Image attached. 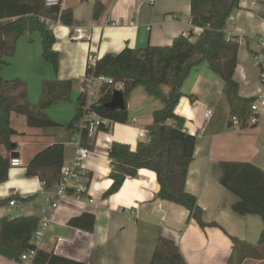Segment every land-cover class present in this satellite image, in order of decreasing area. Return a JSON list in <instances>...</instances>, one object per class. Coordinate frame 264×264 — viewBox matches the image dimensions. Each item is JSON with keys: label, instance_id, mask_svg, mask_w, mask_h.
<instances>
[{"label": "crops", "instance_id": "1", "mask_svg": "<svg viewBox=\"0 0 264 264\" xmlns=\"http://www.w3.org/2000/svg\"><path fill=\"white\" fill-rule=\"evenodd\" d=\"M98 1L103 11L96 18ZM62 7L72 8L74 26L52 24L56 37L53 48L60 54L59 72L43 59L41 35L29 31L18 40L16 54L1 72L5 80L19 79L26 84L27 97L35 107L42 99L45 81H72V89L68 101L55 102L43 111L59 126L29 128L25 116L11 115V126L19 134L12 139L17 148L10 156L14 159L12 154L18 153L16 158L22 164L12 168L0 185V200H25L21 207L1 206L0 217L50 218L38 247L79 263L151 264L158 241L167 238L178 246L187 264H258L259 260L249 257L240 263L232 238L258 245L263 221L257 215L240 216L232 209L239 198L221 185L220 165L251 162L264 170V115L255 126H229L223 81L207 64L194 67L182 88L184 95H195V102L185 96L175 110L184 118L185 130L197 135L186 191L204 210L205 228L194 219L188 220L190 212L184 206L159 198L158 179L149 169L139 170L136 177L126 178L118 191L105 196L114 183L110 178L111 145L120 142L135 151L138 142L148 139L146 126L153 122V111L161 107L160 101L143 88L129 94V122L112 123L109 131H100L94 139V149H90L86 162L90 178L83 196H59V181L46 188L38 176L27 175V164L49 145L65 147V164L74 159L75 132L69 124L76 116L79 95L86 89L83 80L90 55L101 58L119 54L127 47L169 46L184 33L194 34L193 40L203 32V28L192 25L191 0H155L153 4L148 0H63ZM231 16L235 20L227 22L228 36L238 38L241 44L234 77L242 97L257 98L264 93V78L256 59L264 54V0H241ZM222 106L227 114L216 119ZM206 110L213 111L210 119L205 118ZM0 154L7 155L1 145ZM85 213L95 217L93 232L70 225L72 219ZM214 223L216 226H209ZM0 264L12 261L0 255Z\"/></svg>", "mask_w": 264, "mask_h": 264}, {"label": "trees", "instance_id": "2", "mask_svg": "<svg viewBox=\"0 0 264 264\" xmlns=\"http://www.w3.org/2000/svg\"><path fill=\"white\" fill-rule=\"evenodd\" d=\"M85 1V0H84ZM241 0H191L192 25L203 28L199 37L193 39L180 35L169 46H148L144 49L127 47L119 54H106L97 58L93 64L88 62L85 81L98 77L112 79L115 85L122 86L126 103L129 94L136 88H143L148 95L161 103L153 112V122L146 126L149 137L137 144L134 151L131 146L113 142L109 157L112 163L110 178L113 185L106 192L110 196L118 191L126 178L136 177L139 170L149 169L156 174L160 191L159 198L184 206L190 212L188 220H196L201 227L208 224L202 221L204 210L198 199L186 191L188 169L193 162L197 135L189 134L184 128V118L175 110L185 96L194 103L195 95H184L182 88L194 67L207 64L223 81L222 94L229 104L228 125L233 126V119L239 120L242 129L249 127V121L256 115L251 110L253 97H242L239 82L234 77L238 65L240 43L238 38L227 33V22ZM103 11L101 2L95 4L94 14L99 18ZM74 26L72 8L48 7L46 0H0V145L7 149V155L0 154V185L8 177L11 165V153L17 148L12 139L18 135L11 126L12 114L26 117L28 127L46 129L59 126L43 113L53 103L69 100L72 81H45L42 99L37 107L27 97V86L19 79L8 81L1 72L17 52L18 40L29 32H37L42 37L43 59L59 72L60 54L53 46L56 43L53 23ZM115 85L103 84L97 90L95 101H89L88 91L79 95L76 116L69 124L76 130L84 113H94L110 121V126L100 125L99 130L109 131L112 123L127 124L128 109L109 110L106 105L112 101ZM88 105V109L86 107ZM82 145L94 149V139L88 130L82 129ZM65 147L52 144L37 153L27 164V175L38 176L46 188L58 182L64 163ZM221 185L234 193L239 201L232 209L240 215H257L264 224V170L251 162H222ZM68 194L83 196L69 189ZM15 198L0 200V207L9 204ZM30 199V198H28ZM42 217L38 215L0 217V255L12 262H17L25 252L37 249L33 264H87L47 252L36 246L34 235ZM70 225L76 229L94 231L95 217L85 213L74 218ZM209 226H216L210 224ZM238 250L239 262L246 258L259 260L264 264V230L258 245H250L232 238ZM151 264H187L178 246L167 238H161L154 252Z\"/></svg>", "mask_w": 264, "mask_h": 264}, {"label": "built area", "instance_id": "3", "mask_svg": "<svg viewBox=\"0 0 264 264\" xmlns=\"http://www.w3.org/2000/svg\"><path fill=\"white\" fill-rule=\"evenodd\" d=\"M149 3H154L155 0H148ZM63 3V0H46V5L48 7H58ZM235 20L234 17H229L228 21L233 22ZM185 37H189V33L183 34ZM96 56L90 55L88 57V62L93 64L96 60ZM258 60L257 66L261 68V76L264 78V54H259L258 57H256ZM84 81L85 87L88 91V97H90V102L93 98H95L96 90H99V88L103 84H109V85H115L113 80L108 79L106 77H98L90 81ZM116 90L122 89L121 85H115ZM88 109V105L86 107V110ZM251 110L256 115H259L260 118L264 114V93H260V95L257 97V100H255L251 105ZM85 115L81 118L78 124H76V130H73L75 132V147L76 148V154L74 159L68 163L65 164L61 175L59 177V196H64L67 194L69 189L75 190L77 193L86 192L87 187L85 184L89 181L90 178V172L87 165V160L89 159L91 155V150L85 146L82 145L81 142V134L82 129L88 130L89 137L92 139H96L98 134L101 130H99L100 125L104 126H110V121L107 119L102 118L98 114L94 113H84ZM213 114V111L206 110L205 118L210 119ZM258 116H253L249 123L255 124L259 121ZM239 120L234 118L233 119V126H238ZM21 160L19 158L14 157V159L11 160L12 168L14 167H20L21 166ZM25 199H17L15 198L9 203L10 208L15 207H21L23 204V201ZM93 203V200H91ZM53 208H57V204H53ZM50 223V218L43 217L41 224L39 228L36 230L34 235V242L36 246L38 247L39 242L44 238L45 233L47 231V228ZM37 249L33 248L32 250H29L22 254L21 258L17 260V262H12V264H33V261L36 257Z\"/></svg>", "mask_w": 264, "mask_h": 264}, {"label": "water", "instance_id": "4", "mask_svg": "<svg viewBox=\"0 0 264 264\" xmlns=\"http://www.w3.org/2000/svg\"><path fill=\"white\" fill-rule=\"evenodd\" d=\"M106 108L109 110H124L126 109V98L123 96L122 91L115 90L112 94V101L106 105ZM18 156V153L12 154V158Z\"/></svg>", "mask_w": 264, "mask_h": 264}, {"label": "rangeland", "instance_id": "5", "mask_svg": "<svg viewBox=\"0 0 264 264\" xmlns=\"http://www.w3.org/2000/svg\"><path fill=\"white\" fill-rule=\"evenodd\" d=\"M143 90V89H142ZM96 93H97V90H96ZM97 98V95H95V98H93L92 99V101H95V99ZM158 101V100H157ZM218 112H217V114H216V119H223L225 116H226V114L224 113V110H223V106L222 107H220L218 110H217ZM17 115H19V114H17ZM264 115V114H263ZM23 115H19V117H22ZM25 120V119H24ZM19 121H21V119L19 120ZM23 121V120H22Z\"/></svg>", "mask_w": 264, "mask_h": 264}]
</instances>
